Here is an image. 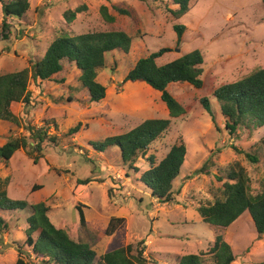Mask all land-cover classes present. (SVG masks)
Returning a JSON list of instances; mask_svg holds the SVG:
<instances>
[{
	"label": "rangeland",
	"instance_id": "obj_1",
	"mask_svg": "<svg viewBox=\"0 0 264 264\" xmlns=\"http://www.w3.org/2000/svg\"><path fill=\"white\" fill-rule=\"evenodd\" d=\"M120 3L137 14L135 26L128 16L113 5ZM82 6L72 22L64 13ZM108 7L117 24L133 38L129 53L106 54V68L98 81L106 97L91 103L79 82L74 63L63 62L62 72L51 81L30 79L29 105L12 108L18 123L0 120V146L11 137H29L52 123L50 136L55 144H43L44 157L38 164L24 150L18 151L5 165L0 160V183L14 200L29 205L45 203L48 216L58 228L75 241L88 242L100 259L111 246L132 247L136 255L144 250L146 264H177L189 255H198L202 264H214L208 252L215 241V228L202 221L197 208L213 201L212 190L222 186L216 179L219 168L239 161L250 178L253 194L264 187V127L231 135L224 129L225 117L213 96L223 84L240 81L264 68V6L262 0H190V10L176 19L172 0H30V10L23 19L7 18L8 40L0 42V75L28 69L43 58L50 44L59 36L73 37L107 31L101 7ZM6 18L0 4V22ZM174 25L186 31L180 42ZM160 49H169L157 59L165 65L194 50L204 58L198 89L172 84L168 90L185 107L187 115L172 124L149 151L130 166L124 163L118 147L97 151L91 145L113 136L126 134L147 119H167L168 109L161 93L142 82L123 83L126 75L142 59ZM208 98L212 116L203 105ZM80 125L77 133L69 130ZM180 141L187 147L182 171L175 181L173 200L159 202L141 181L150 168L148 158L159 164ZM237 148L238 151L235 150ZM248 155H256L252 162ZM207 164L210 174L201 170ZM92 179L88 185L78 180ZM42 188L33 191V187ZM77 205L84 206L86 226L82 228ZM31 212L1 211L9 229L0 233V264L37 263L25 245L27 218ZM125 222L112 236L105 230L111 218ZM232 247V264H264V235L259 236L249 213L243 214L226 229H217Z\"/></svg>",
	"mask_w": 264,
	"mask_h": 264
},
{
	"label": "trees",
	"instance_id": "obj_2",
	"mask_svg": "<svg viewBox=\"0 0 264 264\" xmlns=\"http://www.w3.org/2000/svg\"><path fill=\"white\" fill-rule=\"evenodd\" d=\"M177 6L172 10L176 19L182 18L190 10V0H172ZM264 6V0H262ZM2 12L6 18L0 22V42L8 40L9 26L7 18L23 19L30 10V0H0ZM121 15L128 16L135 26L138 25L135 10L124 3L113 5ZM83 11L80 6L75 10H67L64 17L72 22L76 15ZM101 15L108 25L107 31L90 32L73 37L59 36L48 47L42 59L31 63V73L28 69L0 75V120L17 124L18 118L12 108L15 104L29 105L32 96L29 91L30 79L36 81H51L64 68L63 62L74 63L80 72L79 82L87 91L91 103H99L106 97V87L98 81L99 72L106 68V54L116 50L129 53L133 38L126 29L117 24L116 18L109 13L108 7H101ZM174 31L181 41L186 27L174 25ZM169 49H160L147 58L140 59L126 75L123 83L142 82L155 91L161 93V100L168 109L167 119H147L126 134L113 136L102 142L91 143L97 151L104 152L107 148L118 147L124 163H136L149 151L151 144L167 132L173 119L188 114L189 108L183 106L168 90L172 84L188 83L195 88H202L204 58L199 50H194L165 65H158L157 59ZM213 96L220 103V110L225 117L224 129L231 135L239 131L252 132L264 127V68L253 72L248 77L235 83L223 84L214 90ZM204 109L212 116V109L208 98L202 99ZM212 118H214L212 116ZM52 123L46 122L38 130L30 129L29 137H11L0 146V160L5 164L14 158L15 154L24 150L34 164H38L44 157L43 144H55L57 137L50 136ZM80 125L69 130V135L77 133ZM264 147V137L261 140ZM236 151L237 148H235ZM187 147L180 141L176 143L159 163L155 158H148L150 168L141 176V181L151 190L152 196L159 202L173 200L175 181L181 174L185 163ZM252 162H257L256 155H248ZM210 174L208 165L201 170ZM216 179L222 186L212 190L213 201L200 205L197 211L202 221L215 228V241L208 254L214 264H232L236 261L232 247L224 240L217 229H226L235 223L243 214L249 213L256 232L264 235V187L258 194H253L250 178L246 169L239 161H234L224 168H219ZM93 182L92 179L78 180L85 186ZM7 180L0 183V210L24 211L29 209L31 214L27 218L25 245L31 250L37 263L42 264H146L141 249L136 255L132 247H113L100 259L91 245L85 241H75L69 234L56 227L50 220L49 207L41 202L29 205L26 201L14 200L4 189ZM42 187H33V191ZM83 207L77 205L82 228L86 226ZM125 222L124 218L110 219L106 236L114 235ZM9 224L0 216V233L7 231ZM18 264H23L18 261ZM177 264H202L198 255L181 258Z\"/></svg>",
	"mask_w": 264,
	"mask_h": 264
},
{
	"label": "water",
	"instance_id": "obj_3",
	"mask_svg": "<svg viewBox=\"0 0 264 264\" xmlns=\"http://www.w3.org/2000/svg\"><path fill=\"white\" fill-rule=\"evenodd\" d=\"M5 16H7V15L5 14Z\"/></svg>",
	"mask_w": 264,
	"mask_h": 264
}]
</instances>
